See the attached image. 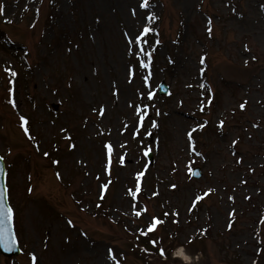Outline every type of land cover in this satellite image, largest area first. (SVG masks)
Returning <instances> with one entry per match:
<instances>
[{
  "label": "rangeland",
  "instance_id": "rangeland-1",
  "mask_svg": "<svg viewBox=\"0 0 264 264\" xmlns=\"http://www.w3.org/2000/svg\"><path fill=\"white\" fill-rule=\"evenodd\" d=\"M143 3L0 0V154L27 245L17 264H144L124 231L144 233L164 210L168 222L147 237L160 235L170 258L148 264L264 261V0ZM147 26L157 29L147 45L159 43L150 71L136 61ZM65 127L76 140L68 151ZM103 139L115 167L108 217L94 206L106 178ZM54 142L57 164L45 154Z\"/></svg>",
  "mask_w": 264,
  "mask_h": 264
},
{
  "label": "snow or ice",
  "instance_id": "snow-or-ice-1",
  "mask_svg": "<svg viewBox=\"0 0 264 264\" xmlns=\"http://www.w3.org/2000/svg\"><path fill=\"white\" fill-rule=\"evenodd\" d=\"M142 7H148V0H144V3L142 5ZM2 11H3V8L0 7V12H2ZM150 31H151V29H149V28L146 27L144 29V34L146 35ZM209 32H211V29H209ZM136 39H141V37L138 36V37H136ZM148 56L150 57L151 56V53H148ZM141 63H142V65L145 68H148L149 67V64L148 63H144L143 61ZM8 71L11 72L10 69H8ZM12 75H15V73H12ZM145 81L146 82L148 81V77H145ZM148 96H149V98H152L153 93L149 92L148 93ZM240 107L243 108L244 105L242 104ZM143 116H144V114L141 113V124L143 122ZM21 120L24 121L25 131L27 132L28 131V127H27V123L28 122H27L26 118H24L23 116L21 117ZM221 124H223L222 121H221ZM153 126H155V124H153ZM193 131H195V129H193ZM191 136H192V133L189 132V137L191 138ZM106 147L108 149L109 161H110L111 152H112V145L109 143ZM150 150L151 149H148V151H150ZM193 151H195V148H193ZM145 155H147V151L145 152ZM121 163H123V160H121ZM194 174L198 175L199 173H194ZM137 175H138V177H140V176L143 175V173H138ZM103 187L106 190L107 187H108V185L105 184ZM129 191L132 193L133 196H136V192L139 191V186L137 187L136 192H133L132 190H129ZM3 199H4V191H3L2 188H0V202H2ZM199 199H202V197H197V200H199ZM144 211H147V209L145 208ZM137 214L139 215L140 213L138 212ZM152 219H153V221H155V223L150 224L149 231L154 230L156 228V225L157 224L162 223V221H160L157 217H153ZM11 220H12V209L10 207H0V224L10 223ZM8 232H9V234H11V229L10 228L8 229ZM161 253L163 254V250H161ZM178 255H182V251H181V253H178ZM33 259L35 260V257H33ZM113 259H115V257H113ZM117 264H119V262H117Z\"/></svg>",
  "mask_w": 264,
  "mask_h": 264
},
{
  "label": "water",
  "instance_id": "water-1",
  "mask_svg": "<svg viewBox=\"0 0 264 264\" xmlns=\"http://www.w3.org/2000/svg\"><path fill=\"white\" fill-rule=\"evenodd\" d=\"M167 92V87L163 82L160 83L159 93L164 94ZM194 172H198V169H194ZM196 175V174H195ZM196 176H199L196 175ZM0 188L4 191V199L0 202V207H8L5 195V187H4V168L2 160L0 159ZM11 229V234H9L8 229ZM0 252L4 255L11 256L13 254L18 253V247L15 240L12 220L10 223L0 224Z\"/></svg>",
  "mask_w": 264,
  "mask_h": 264
},
{
  "label": "trees",
  "instance_id": "trees-1",
  "mask_svg": "<svg viewBox=\"0 0 264 264\" xmlns=\"http://www.w3.org/2000/svg\"><path fill=\"white\" fill-rule=\"evenodd\" d=\"M71 89H72V91L76 92V90H74L73 88H71ZM9 195H10V198L13 199V196H14V194H13V190L10 189V188H9ZM104 200H106V196L103 197V198L101 199V201H104ZM104 209H107V207H105ZM165 218H166V217H165ZM165 218H164V220H165ZM204 232H205V234H209V233H208V230H204ZM177 233H178V232L174 229V230H173V233L169 234V238H170L171 240H173L172 238H174V237L176 236ZM203 234H204V233H203ZM158 240H160L161 242H164V239H161V236H158V237L154 240L155 242H153L156 246H159V241H158ZM171 240H170V241H171ZM199 240H201V239H199ZM136 241H137L138 244L143 245L144 247H147L146 250H152V251H154V252H157V249H155V248H154V249H151V247H154V246L151 245L150 240H148L147 238H145V237L139 235V236L137 237ZM172 246H174V245H172ZM172 246H171V247H172ZM230 259L233 260L234 258H230ZM260 263H261V264H264L263 261L260 262Z\"/></svg>",
  "mask_w": 264,
  "mask_h": 264
},
{
  "label": "bare ground",
  "instance_id": "bare-ground-1",
  "mask_svg": "<svg viewBox=\"0 0 264 264\" xmlns=\"http://www.w3.org/2000/svg\"><path fill=\"white\" fill-rule=\"evenodd\" d=\"M263 31H260L258 34H259V36L262 38L264 35H263ZM186 259V258H185ZM182 264V263H181ZM185 264H189V263H185Z\"/></svg>",
  "mask_w": 264,
  "mask_h": 264
}]
</instances>
